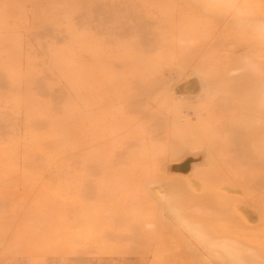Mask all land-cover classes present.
Segmentation results:
<instances>
[{"label":"rangeland","instance_id":"1","mask_svg":"<svg viewBox=\"0 0 264 264\" xmlns=\"http://www.w3.org/2000/svg\"><path fill=\"white\" fill-rule=\"evenodd\" d=\"M257 133L264 0H0V264H264Z\"/></svg>","mask_w":264,"mask_h":264},{"label":"bare ground","instance_id":"2","mask_svg":"<svg viewBox=\"0 0 264 264\" xmlns=\"http://www.w3.org/2000/svg\"><path fill=\"white\" fill-rule=\"evenodd\" d=\"M238 85H240V82H238L237 84H236V86L235 87H237ZM258 85V84H257ZM257 85H252V86H250V85H242V87H243V89H245V93H246V95L248 96V97H250V98H253L255 95H256V93H254V91L256 90V86ZM258 134V133H257ZM261 135L262 134H258V138H257V136L255 137V139L253 138V136H252V138H247L246 140H247V143L249 142V143H253V142H255V144H252L253 145V147H254V151L255 152H257L258 150H259V153L260 154H263V151H264V149L262 148V145L264 144L263 143V141H260L261 140ZM251 139V142L249 141Z\"/></svg>","mask_w":264,"mask_h":264}]
</instances>
